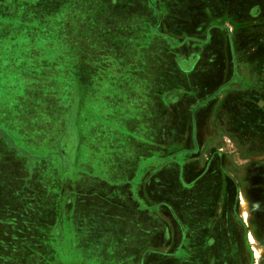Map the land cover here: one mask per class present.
<instances>
[{"label":"crops","instance_id":"crops-1","mask_svg":"<svg viewBox=\"0 0 264 264\" xmlns=\"http://www.w3.org/2000/svg\"><path fill=\"white\" fill-rule=\"evenodd\" d=\"M112 1L117 19L107 20L102 32L133 47L136 41L141 58L126 59L123 54L130 52H102L94 62L96 71L87 73L80 67L73 73L67 58L71 45L60 48L64 44L57 45L53 35L39 40L36 56H22L18 62L22 68L15 83L22 93L29 87L63 92L62 101L52 99L47 109L39 107H44L41 115L48 112L55 121L56 112L62 111L67 124L72 120L69 108L77 99L83 104L79 158L66 168L74 169L79 179L47 211L49 219L61 221L60 249L75 257L70 264H166L172 241L176 249H171L174 257L166 259L167 264H226L233 235L225 212H217V170L211 164L202 167L198 158L207 150L212 156L221 149L215 147L221 124L222 135L231 141L264 139V24L259 22L264 20V8L256 7L255 16L249 17L250 4L264 6V0ZM4 35L0 31V44L13 42ZM23 43L22 38L15 39L16 45ZM19 51L18 46L15 54ZM116 59L114 71L110 61ZM184 60L191 62L189 67H183ZM57 66L63 77H69L67 83L31 82L37 70H42L38 76L56 80ZM6 73L10 70L0 64V96L6 90L7 81L2 84ZM89 74L95 78L93 87L85 83ZM20 103L14 121L22 131ZM47 123L52 125L51 120ZM185 124L190 125L189 134ZM3 128L0 131L7 136ZM43 129L36 130L41 140L48 135ZM21 134L12 138L15 152L11 148L10 154L20 156L23 171L26 153L17 138ZM185 140L189 146H183ZM56 154L48 150L35 155L33 171L51 172ZM98 167L111 171L113 180ZM32 184L47 185L35 175ZM169 205L175 206L177 218Z\"/></svg>","mask_w":264,"mask_h":264},{"label":"rangeland","instance_id":"rangeland-1","mask_svg":"<svg viewBox=\"0 0 264 264\" xmlns=\"http://www.w3.org/2000/svg\"><path fill=\"white\" fill-rule=\"evenodd\" d=\"M112 3V0H0V17L3 20L13 22L7 24L8 29L4 37H13L15 34L14 37L28 39L27 44L23 45V49L20 47V51L16 54V44L14 42L9 41L6 44H0V51L3 48H8L6 51L0 52V64L5 70H10V73H6L2 79V84L7 81V85L3 86L6 90L0 96V128L4 127L3 129H6V133L11 137L0 131L2 132L0 136L4 138L0 139V264H70L71 259L75 258L68 250H66L67 253H64L60 249L62 244L64 245V237L57 235V230L63 228L60 227L62 225L60 224L61 221L59 223L56 222L55 218L49 219L47 211L59 195H67L69 193L68 187L73 186L74 182L79 179L78 173L73 171L74 169L66 170V168L72 163L74 164L79 158L76 153H78L80 147L81 125L79 124V118L83 104L81 107L78 99L76 103H73L69 108V115H71L72 120H69L67 124H63L64 117L60 114L58 122L57 119L54 121L50 113L46 112L43 115H37V119H34L37 123V129L31 123L25 121L21 131L20 128H16V122L14 121L17 111L22 109L20 108V102L23 101L22 93L15 80L18 69L22 68V65L18 64L19 59L22 56L25 59L36 56V49L34 46L31 48V45L39 42L37 41V35H40V33L37 32V27L40 20L48 26L47 31L54 32L60 28L62 29L58 31L62 38H56V44H64L60 48L66 49H70L71 45V54L67 56L69 62H71V70H80L81 67L85 68L84 70L87 73L96 71L94 62L101 57L102 52L114 54L115 52H130L128 55L123 54L126 59L141 58L138 54L141 53L140 50L137 53L135 47V44H138L136 41L131 43L134 45L133 47L129 42L127 44V41L119 37L111 38L107 33L102 32L107 20L115 21L117 19L114 16L116 9L111 6ZM262 4L263 2L257 1L250 4V18L255 16L256 7L264 8ZM15 6L16 9H23L20 15L23 18L17 16L20 10H16L15 13L12 11ZM16 19L23 21V23L29 21L28 24L22 25L19 22H14ZM259 22L262 25L264 24V20ZM9 27H12V30ZM27 27H30V29ZM130 29L134 33V29L132 27ZM100 37H104L105 40L102 41ZM107 44H111L114 51H112V48L109 49ZM10 50L14 51L13 55L8 52ZM115 56L117 57V54ZM110 62L115 64L112 65L115 71L117 69V59ZM190 63L184 60L182 65L183 67H189ZM7 77L8 79H6ZM87 77L85 83L92 87L95 86V78L93 79L91 74ZM14 94H16L15 102L13 101L15 99ZM31 95L35 94L32 93ZM31 95H29V99ZM89 95L94 97L93 92H90ZM91 102H93L92 99ZM16 103H18V106H16ZM25 103H27L26 100H24ZM29 104H31V101ZM33 105L27 103L26 107L28 106L31 109ZM49 120H51L52 125H48L47 121ZM42 121L44 122L42 123ZM185 125L187 127L186 133L189 134L190 125ZM201 127L203 128L202 132H206L207 125ZM215 127L216 125H212V129ZM42 128H45L43 130L48 134L44 140L38 138L36 131ZM220 128L222 129L217 131L219 140L215 147L221 149H218V152H215L212 156L209 155L210 151L207 150L206 154L198 158V161L200 160L202 167L204 163L211 164L217 170L215 175L218 186L217 193L214 195L217 200V212L224 211L225 214L230 215L231 226L237 240V242H233V247L238 249L241 245L243 248L241 264H264V259L262 260L264 235L260 234V230L264 229V139L257 142L246 140L240 144L239 141H231V139L229 140L222 135L224 125L221 124ZM19 132L23 133L21 134L23 137L19 135L17 138L20 139L26 153L22 163L24 166L23 171L20 168V156L16 158L10 154L11 148L15 152L14 139L12 138H16L15 135ZM107 138L111 141L109 136ZM183 146H189V142L185 140ZM48 150H54L57 153L52 161V171L49 172L48 169H45L34 172L35 164L33 160L37 158L35 155L38 156V153H45ZM258 152H263V154L251 155V153ZM13 155L15 154L13 153ZM47 165L49 167V164ZM39 167L36 166L37 169ZM43 167H45V164ZM96 169H99L109 180H113L114 175L111 171L105 172L102 167ZM34 175L37 180L47 185L33 187ZM169 189L170 187L167 190ZM70 192H72V189H70ZM174 207L169 205V212L174 218H177ZM50 218H53V216ZM242 219L247 221L246 226L249 227L246 243L242 235L243 228H245ZM169 228H171L170 222ZM252 228L257 231V235L254 232L251 235L249 229L252 230ZM203 239L204 236H200V241ZM168 245L166 255L171 259V257H174L170 255L171 249L176 248L172 241ZM55 253L57 259L54 258ZM77 256L79 255L77 254ZM166 259L167 264L168 260ZM200 264L204 263L200 262Z\"/></svg>","mask_w":264,"mask_h":264},{"label":"trees","instance_id":"trees-1","mask_svg":"<svg viewBox=\"0 0 264 264\" xmlns=\"http://www.w3.org/2000/svg\"><path fill=\"white\" fill-rule=\"evenodd\" d=\"M34 6H36V5H34ZM16 10H20V9H16V6H15V9H13L12 11L15 13ZM22 11H23V9H21L20 10V13L17 15L20 18H23V17L20 16L21 13H22ZM39 20L40 19L38 18V21ZM28 21L29 20H27L26 23H23V21H21L19 19H16L14 22H19L22 25L23 24L26 25V24H28ZM40 21L38 22V27H37V29H38L37 32H39L40 35H37V37H38V40L37 41H39V40L41 41L42 40L40 42V43H42L43 41H46L47 39H49V37H51L53 35H55L54 37H56V38H58V36H60L58 31H61L62 30L61 28L59 30L53 29V30H56L54 32L53 31H47L48 30L47 29L48 26L44 24L45 23L44 21L43 22H40ZM9 23H13V22L12 21H9V20H6V19L3 20V18L0 17V31H2L3 34H5V35L7 33L6 30L8 29L7 28V24H9ZM39 25H40V27H39ZM61 26H63V25H61ZM27 28L30 29V27H27ZM9 29L12 30V27H9ZM12 32L15 33L14 31H12ZM14 36H15V34H14ZM14 36L13 37L8 36L7 38L13 40L14 43H15V39L21 40V38H22V40H23L24 43L22 45H16V47L19 46V48L21 47L23 49V45L27 44L28 39H26L25 37H21V38L18 37L17 38V37H14ZM40 36H42L43 38H41ZM33 46L36 49V48L40 47L41 45H39L38 42H36V44L31 45V48H33ZM8 52H14V51L10 50ZM52 62L54 64L55 63L58 64L57 61H55V60H53ZM26 70L27 71H30L28 68H26ZM60 70H61V67H59V66L55 67L54 75L56 77V80H52V81H49V78L48 77L42 78L40 75L38 76L39 73H42V70H40V71L37 70L36 71V74H34L33 76H31L33 78V81H31V82H33L35 84H38V83H52V82L54 84H57V83H60V79H61V82L67 83L69 77H67V76L66 77H63L64 75L62 76V74L64 72H63V70H61V71ZM72 72L74 73L75 71L72 69ZM71 79H72V82L73 83H76V79L73 77V75H72ZM25 88H28V87H25ZM32 93L35 94L36 96L35 95H31ZM64 94L67 95L68 93H64ZM29 95H31V98L30 99H29ZM14 96H16V94H14ZM22 99H23V104H24V100H26V102L28 103V105L34 104L31 107V109L28 108V106L26 107V104L27 103L24 104V121H27L26 123H31L32 126L36 127L37 126V123H36L35 120L37 119V115H41L40 113L42 111H40V110H43L44 107H45V109H47L46 105H48L50 103V100H52V99H55V100H61V99H63V92H57V91L40 92V91L31 90V87H29L27 91H24L22 93ZM15 100H16V98L13 101L15 102ZM30 101H31V104H29ZM40 106H44V107L43 108H39ZM58 113L59 112L57 111L56 112V116H55V119H57V121L60 118ZM60 115H61V113H60ZM33 187H36V186H33Z\"/></svg>","mask_w":264,"mask_h":264},{"label":"flooded vegetation","instance_id":"flooded-vegetation-1","mask_svg":"<svg viewBox=\"0 0 264 264\" xmlns=\"http://www.w3.org/2000/svg\"><path fill=\"white\" fill-rule=\"evenodd\" d=\"M239 196V195H238ZM240 197V196H239ZM226 216H227V218H228V226H229V228L231 229V233H232V235H233V237H232V239H231V244H232V247H231V251H232V253L230 254V258H228L226 261H225V263L226 264H241V259H242V252H243V248L241 247V245L239 246V248L237 249L236 247H233V242H237V240H236V235H235V233H233V228H232V226H231V218H230V215H228V214H226ZM242 221H243V227H245V228H243V239H244V242L245 241H247L248 240V226H246V222L247 221H245V220H243L242 219ZM250 230V232H251V235H253V232H254V234L255 235H257V231H255L253 228H252V230L251 229H249ZM260 234L263 236L264 235V229H262V230H260ZM245 237V238H244ZM264 238V237H263ZM262 238V239H263ZM246 243V242H245ZM238 252V253H237ZM246 253H247V251H245ZM264 252V251H263ZM263 257H262V260L264 259V253H263V255H262ZM263 263H264V260H263Z\"/></svg>","mask_w":264,"mask_h":264}]
</instances>
